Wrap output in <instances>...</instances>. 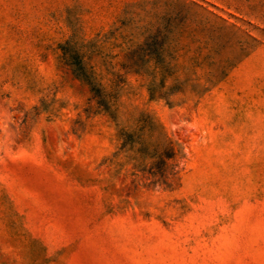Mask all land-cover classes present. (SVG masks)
Segmentation results:
<instances>
[{
	"label": "rangeland",
	"instance_id": "obj_1",
	"mask_svg": "<svg viewBox=\"0 0 264 264\" xmlns=\"http://www.w3.org/2000/svg\"><path fill=\"white\" fill-rule=\"evenodd\" d=\"M0 264H264V0H0Z\"/></svg>",
	"mask_w": 264,
	"mask_h": 264
},
{
	"label": "trees",
	"instance_id": "obj_2",
	"mask_svg": "<svg viewBox=\"0 0 264 264\" xmlns=\"http://www.w3.org/2000/svg\"><path fill=\"white\" fill-rule=\"evenodd\" d=\"M94 43L86 45V47H93ZM62 55L67 63V65L70 67L72 74L82 81L85 85L88 86L90 89V92H92L94 98L96 99L97 105L107 113L108 115L114 117L117 111V94L112 92H107V87L100 83V75L97 76L93 67L88 66V60L90 57H87L85 53H82L80 50L75 49L73 46L70 45V42L65 43L61 46ZM137 72V71H136ZM116 86V84H115ZM140 122V130L144 129L145 127L154 129V122L153 119L146 115V114H140L138 120ZM124 136V144L129 146H134L135 144L138 145V152H143L146 150L144 147V142L141 139V136L138 134H123ZM150 157L154 159L155 161L151 164L152 169H158L165 168L166 162L173 157H175V150L173 147V143L166 140L163 143V146L161 149L155 148L152 153L150 154ZM150 169V170H152ZM161 175H159V179H157V182H160V184H165L164 178H163V171H160ZM153 177L155 175L151 174Z\"/></svg>",
	"mask_w": 264,
	"mask_h": 264
}]
</instances>
